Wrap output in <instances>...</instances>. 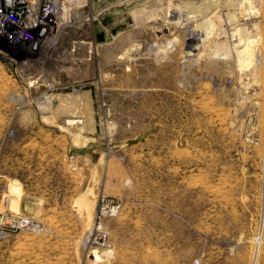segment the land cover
<instances>
[{"label":"rangeland","instance_id":"obj_1","mask_svg":"<svg viewBox=\"0 0 264 264\" xmlns=\"http://www.w3.org/2000/svg\"><path fill=\"white\" fill-rule=\"evenodd\" d=\"M61 13L0 39V264H264V0Z\"/></svg>","mask_w":264,"mask_h":264},{"label":"built area","instance_id":"obj_2","mask_svg":"<svg viewBox=\"0 0 264 264\" xmlns=\"http://www.w3.org/2000/svg\"><path fill=\"white\" fill-rule=\"evenodd\" d=\"M68 0H0V39L13 47L30 50V46L53 41L61 30L62 11ZM23 42H28L23 45ZM32 43V45H29ZM260 50L257 49L258 62ZM114 205L109 207L110 210ZM16 226L34 230L37 223L21 216ZM106 232L97 230L94 241L98 245L106 243Z\"/></svg>","mask_w":264,"mask_h":264},{"label":"bare ground","instance_id":"obj_3","mask_svg":"<svg viewBox=\"0 0 264 264\" xmlns=\"http://www.w3.org/2000/svg\"><path fill=\"white\" fill-rule=\"evenodd\" d=\"M69 8V7H68ZM66 9V8H65ZM67 12H68V10H67ZM64 13H65V11H64ZM64 15V14H63ZM66 15V14H65ZM68 15V14H67ZM62 21V20H61ZM235 30V29H234ZM251 53H252V51H251V48H247V50L245 51V53L243 54L244 55V59H243V61H246V62H248L249 60H250V57H251Z\"/></svg>","mask_w":264,"mask_h":264}]
</instances>
